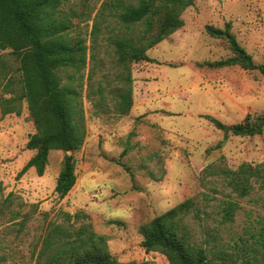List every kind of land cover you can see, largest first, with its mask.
Returning <instances> with one entry per match:
<instances>
[{
  "label": "rangeland",
  "instance_id": "obj_1",
  "mask_svg": "<svg viewBox=\"0 0 264 264\" xmlns=\"http://www.w3.org/2000/svg\"><path fill=\"white\" fill-rule=\"evenodd\" d=\"M104 1L65 0L89 49L79 88L87 135L80 150L69 152L77 181L64 198L55 187L65 153L52 150L42 176L34 167L21 173L35 153L26 146L35 126L26 102L21 115H2L0 107V264H37L56 226L104 235L119 261L169 264L161 252L145 250L139 227L188 198L195 201L186 216L194 241L230 251L251 243L264 230V188L253 179L255 188L241 198L222 170L264 162V126L259 134L225 137L206 116L227 125L247 117L260 123L264 74L211 65L233 53L227 39L206 27L230 24L254 61L264 64V0H194L181 15L184 25L147 51L153 61L129 66L119 63L109 37L137 36L143 27L124 29L108 10L103 20ZM0 56L17 80L15 57L10 50ZM61 74L66 82L68 71ZM5 82L0 76V97L11 96ZM121 94L131 101L128 113ZM225 200L239 203L233 222L222 221Z\"/></svg>",
  "mask_w": 264,
  "mask_h": 264
},
{
  "label": "trees",
  "instance_id": "obj_2",
  "mask_svg": "<svg viewBox=\"0 0 264 264\" xmlns=\"http://www.w3.org/2000/svg\"><path fill=\"white\" fill-rule=\"evenodd\" d=\"M193 3L194 0H105L99 15L103 20L106 19L103 14L108 10L124 29H132L135 25L143 27L137 36L123 33L109 37L119 63L129 66L134 62L153 61L147 51L184 25L181 15ZM73 17L72 9L65 7V0H0V50H10L20 73L16 80L8 73L10 70H5L6 58L0 56V76L6 78L3 88L11 93L10 97H0L1 113L21 115L26 102L34 123L35 132L29 136L26 146L35 153L21 173L34 167L42 176L50 152L61 150L65 153L55 187L61 198L77 181L75 160L69 152L80 150L87 135L79 88L83 85L89 47L81 31L76 29ZM95 27L93 34L98 29ZM206 29L213 37L227 39L233 53L225 59L210 62L211 65H239L246 70L259 69L264 74V64L254 61L230 31V24L225 29L211 25ZM62 71H68L66 82ZM14 84H18V89ZM121 95L123 113H128L131 101L126 94ZM206 117L224 131L225 137L230 132L234 135L263 132L264 120L253 123L247 117L244 122L227 125L213 116ZM222 173L227 185L241 198L255 188L253 179L264 188V162L255 165L244 162L237 169L226 168ZM194 207V199L188 198L140 225L141 245L147 251L164 254L169 264H264V230L252 234L251 243H237L231 251L228 246L196 242L186 222V216ZM238 208L237 201L225 200L222 221L233 222ZM44 242L37 264H149L119 261L111 256L107 238L86 228L70 232L56 226Z\"/></svg>",
  "mask_w": 264,
  "mask_h": 264
}]
</instances>
